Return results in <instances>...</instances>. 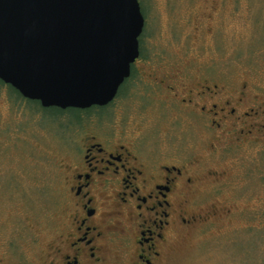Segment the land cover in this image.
I'll return each mask as SVG.
<instances>
[{"label": "rangeland", "instance_id": "374dc122", "mask_svg": "<svg viewBox=\"0 0 264 264\" xmlns=\"http://www.w3.org/2000/svg\"><path fill=\"white\" fill-rule=\"evenodd\" d=\"M142 12L146 72L183 87L247 84L264 123V0H143ZM148 78L135 72L114 103L88 113L0 86V264H44L71 149L97 115L102 126L141 129L155 156L187 158L199 172L191 209L207 220L177 235L163 264H264V133L213 148L202 123L164 105ZM111 255L128 264L123 248Z\"/></svg>", "mask_w": 264, "mask_h": 264}, {"label": "flooded vegetation", "instance_id": "af4514ba", "mask_svg": "<svg viewBox=\"0 0 264 264\" xmlns=\"http://www.w3.org/2000/svg\"><path fill=\"white\" fill-rule=\"evenodd\" d=\"M145 29L146 19L141 37ZM141 37L139 57L122 85L135 72L147 75L153 88L167 96L164 105L188 110L202 123L213 148L264 133L247 84L241 90L205 78L189 87L175 86L167 76L145 71ZM119 94L106 105L75 109L108 108ZM91 120L65 167L61 209L48 232L44 264H112L113 246L123 248L128 264H163L174 238L207 220L191 209L199 172L187 158L174 160L167 152L155 156L144 146L141 129L102 126L100 115Z\"/></svg>", "mask_w": 264, "mask_h": 264}, {"label": "water", "instance_id": "95a60500", "mask_svg": "<svg viewBox=\"0 0 264 264\" xmlns=\"http://www.w3.org/2000/svg\"><path fill=\"white\" fill-rule=\"evenodd\" d=\"M144 26L139 0H0V79L43 107L106 105Z\"/></svg>", "mask_w": 264, "mask_h": 264}, {"label": "trees", "instance_id": "16d2710c", "mask_svg": "<svg viewBox=\"0 0 264 264\" xmlns=\"http://www.w3.org/2000/svg\"><path fill=\"white\" fill-rule=\"evenodd\" d=\"M0 86H7L8 88H10L13 92H15L17 95H19V96H21L22 97V99H25L21 94H20V92L17 90V89H15L13 86H11L10 84H6L4 81H2L1 79H0ZM26 100V99H25ZM27 101H32V100H27ZM33 102H36V103H39L40 104V102L39 101H35V100H33ZM55 108H57V107H55ZM57 109H60V110H66V109H61V108H57ZM73 109H75V108H73Z\"/></svg>", "mask_w": 264, "mask_h": 264}]
</instances>
